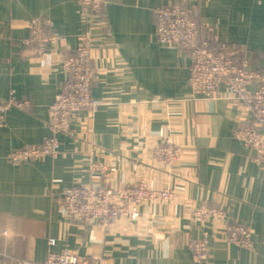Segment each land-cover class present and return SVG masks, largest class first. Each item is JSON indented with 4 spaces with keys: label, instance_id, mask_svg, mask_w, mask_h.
Instances as JSON below:
<instances>
[{
    "label": "crops",
    "instance_id": "1",
    "mask_svg": "<svg viewBox=\"0 0 264 264\" xmlns=\"http://www.w3.org/2000/svg\"><path fill=\"white\" fill-rule=\"evenodd\" d=\"M171 4L192 8L207 37L246 48L250 65L264 70V0H104L91 88L99 109L71 115L69 133L55 135L57 156L13 164L10 152L52 134L47 108L65 80L62 56L74 52L85 26L76 0H0V99L31 101L29 111L9 109L0 128V259L41 262L71 250L102 264H194L190 242L207 231L203 264H264V171L235 136L251 112L224 83L212 97L195 96L187 52L156 39L155 8ZM44 18L56 41L38 55L23 41ZM161 145L179 158L159 160ZM140 180L171 195L110 230L63 213L68 187L122 189ZM202 203L224 217L194 222ZM233 223L251 227V249L225 241Z\"/></svg>",
    "mask_w": 264,
    "mask_h": 264
},
{
    "label": "built area",
    "instance_id": "2",
    "mask_svg": "<svg viewBox=\"0 0 264 264\" xmlns=\"http://www.w3.org/2000/svg\"><path fill=\"white\" fill-rule=\"evenodd\" d=\"M76 1L85 29L74 52L62 56L65 80L47 108V121L52 134L36 145L23 146L10 152L8 157L13 164L57 156L60 150L55 135L69 133L71 115L81 110L96 112L99 109L100 102L93 97L91 88L95 78V32H101L95 27L106 24L102 18L104 0ZM154 14L157 42L187 52L190 59L189 84L195 96L212 97L217 87L224 83L232 88L236 97L249 109L252 118L238 127L235 136L252 149L253 161L264 171V70L250 65L246 48H236L224 40L207 37L192 8L171 4L155 8ZM48 24L50 21L47 18L33 20L30 35L23 41L25 45L32 46L38 55H44L48 45L56 41V36L45 29ZM11 108L29 111L31 101L14 96L6 100L0 99V128L5 126L6 114ZM155 155L162 162L172 164L179 158L180 152L171 145H161L156 148ZM170 195L168 191L150 190L140 180L122 189L102 185L71 186L63 190L61 199L66 217L85 225L97 222L105 230H110L120 218H137L140 208L147 201ZM208 217L222 218L224 210L210 208L202 203L193 212L192 220L203 222ZM251 233L252 229L247 224H228L224 239L237 248L251 249ZM209 241L210 234L204 231L200 238L190 242L194 264H203L207 259L210 252ZM0 264L102 263L71 250H62L50 252L41 262L2 258Z\"/></svg>",
    "mask_w": 264,
    "mask_h": 264
}]
</instances>
